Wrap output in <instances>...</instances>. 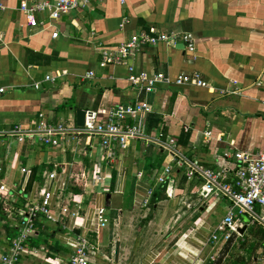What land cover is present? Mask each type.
<instances>
[{
  "label": "crops",
  "instance_id": "obj_1",
  "mask_svg": "<svg viewBox=\"0 0 264 264\" xmlns=\"http://www.w3.org/2000/svg\"><path fill=\"white\" fill-rule=\"evenodd\" d=\"M21 1L0 0V86L5 88L0 133L35 130L39 115L48 123L78 127L79 109L104 122L114 106L145 102L150 112L125 123L141 125L150 142L129 140L125 150L115 149L116 158L101 162L110 180L109 191L102 193L90 186L98 137L87 142L80 136L54 147L34 135L22 142L0 136V181L7 190L0 192V255L8 252L26 206L48 188L55 211L67 207L79 218L67 214L62 224L38 223L20 264L66 262L80 234L91 244L92 264H264L263 225L236 215L238 234L227 243L218 227L229 202L204 197L200 180L188 181L185 168L153 143L173 138L186 158L215 172L229 169L228 182L234 179L235 152L264 149V0H94L58 20L37 14V20L50 23L38 29L28 26ZM140 31L189 33L195 51L187 52L181 43L146 45L125 64L100 67L102 50L114 51ZM129 65L136 74L162 73L170 82L150 92L133 87ZM89 72L93 76L87 78ZM194 72L207 87L173 83ZM46 76L58 77L51 83ZM165 167L170 173L158 185L152 175ZM153 195L158 199L151 203ZM98 207L108 223L98 230L95 224L91 232L89 220ZM255 212L264 217V207L257 205ZM214 234L217 242L211 241Z\"/></svg>",
  "mask_w": 264,
  "mask_h": 264
},
{
  "label": "built area",
  "instance_id": "obj_2",
  "mask_svg": "<svg viewBox=\"0 0 264 264\" xmlns=\"http://www.w3.org/2000/svg\"><path fill=\"white\" fill-rule=\"evenodd\" d=\"M94 0H54L53 3L47 1H38L29 4L26 0H22L19 5V11L24 15L28 26L32 29L44 28L50 26V23L39 21L36 15L39 13H48L50 20H58L61 16L70 13L73 10L81 9ZM125 3L126 0H119ZM0 10L4 7L0 5ZM126 22V21H125ZM52 37L56 38L57 33H53ZM164 43L171 47H176L181 43L189 53H194V39L189 33H152L140 31L132 35L128 40L119 45L114 51L102 50L100 52V67L106 65L125 64L133 58L137 51L146 45H156ZM93 76L89 72L87 78ZM58 77V76H57ZM56 76H46L45 81L55 82ZM128 81L133 87L143 89L146 92L159 83H169L170 79L162 73H156L148 76L145 73L136 74L132 65L128 66ZM173 83L177 86L192 85L196 87H207V83L202 79L199 73L180 74ZM37 87V84L35 85ZM5 93V88L0 86V96ZM234 93V92H230ZM150 112V106L145 102H137L134 105H117L110 108L107 112L106 120L98 122L97 113L87 111L85 114L84 125L81 127H68L63 124L48 123L43 115H39V122L35 130L16 128L7 134L0 133V136L17 137L19 142L23 141L24 136H37L39 141L47 146H59L68 141L83 136L90 142L94 137L99 138V156L94 167L93 179L91 187L102 193L108 192L110 189V180L105 176L100 164L103 160L112 161L116 158L115 149L125 150L128 141L132 139H143L150 142V139L144 134L141 125L127 124L126 119H136L141 113ZM206 137H210V132H205ZM153 143L165 150L172 160L179 166L185 168V176L188 181L198 179L201 182L200 192L204 197L214 196L225 198L229 202L227 214L218 227V231L224 240H228L233 234H238L239 225L235 219L236 215H247L252 221H256L264 227V217H259L255 212L258 205L264 207V149L258 153L235 152L233 158L235 167L233 169V182H228L230 175L229 169H222L215 172L209 168H205L197 161L190 160L183 156L176 148V141L173 138L168 140L154 139ZM225 157H230L225 153ZM170 168L165 167L160 172L152 175V180L156 184H163ZM24 172V170H22ZM2 168L0 166V174ZM141 176V173L138 175ZM49 180L55 178L54 173L47 175ZM82 179L85 178L82 174ZM6 187L0 181V192H6ZM152 195V189L147 191L144 200V206L149 203ZM38 200L26 206L25 212L19 218L16 225L17 235L11 240L9 250L6 254L0 255L1 264H20L21 256L25 251V244L28 239L34 235L37 224L41 222L62 224L65 215L77 220L78 212L70 211L67 207H60L55 211L53 206L54 193L51 189L43 188L38 193ZM95 222V223H94ZM88 230L95 232L96 229L103 228L107 225L108 219L104 208L98 207L92 211V217L89 220ZM96 224V229L94 225ZM212 242L218 241L217 235L211 236ZM91 244L86 236L77 235L73 243V253L68 261L60 264H92L89 259L91 253Z\"/></svg>",
  "mask_w": 264,
  "mask_h": 264
},
{
  "label": "water",
  "instance_id": "obj_3",
  "mask_svg": "<svg viewBox=\"0 0 264 264\" xmlns=\"http://www.w3.org/2000/svg\"><path fill=\"white\" fill-rule=\"evenodd\" d=\"M182 48H183V45H182ZM85 114L86 112L84 110L79 109L76 111V124L78 127H81L84 125Z\"/></svg>",
  "mask_w": 264,
  "mask_h": 264
},
{
  "label": "trees",
  "instance_id": "obj_4",
  "mask_svg": "<svg viewBox=\"0 0 264 264\" xmlns=\"http://www.w3.org/2000/svg\"><path fill=\"white\" fill-rule=\"evenodd\" d=\"M72 190H74V193L77 194V190H75V189H72ZM156 199H158L157 195H153V197H152V199H151V203L154 202ZM230 238H231V237H230ZM230 238L228 239L227 243H230V241H231ZM215 261H216V260H215ZM217 262H218V259H217ZM219 262H220V261H219ZM213 263H215V262H211L210 264H213Z\"/></svg>",
  "mask_w": 264,
  "mask_h": 264
},
{
  "label": "rangeland",
  "instance_id": "obj_5",
  "mask_svg": "<svg viewBox=\"0 0 264 264\" xmlns=\"http://www.w3.org/2000/svg\"><path fill=\"white\" fill-rule=\"evenodd\" d=\"M114 200H115V197H112V203L114 202ZM109 208H107V210H108Z\"/></svg>",
  "mask_w": 264,
  "mask_h": 264
}]
</instances>
